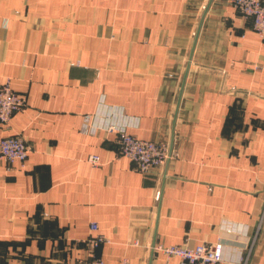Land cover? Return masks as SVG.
<instances>
[{
    "label": "crops",
    "instance_id": "crops-1",
    "mask_svg": "<svg viewBox=\"0 0 264 264\" xmlns=\"http://www.w3.org/2000/svg\"><path fill=\"white\" fill-rule=\"evenodd\" d=\"M5 82L27 104L0 139L31 151L0 158V264H68L97 235L107 264H178L159 247L186 241L264 264V40L227 1L0 0ZM101 93L139 117L132 134L167 144L162 166L82 133Z\"/></svg>",
    "mask_w": 264,
    "mask_h": 264
},
{
    "label": "built area",
    "instance_id": "built-area-1",
    "mask_svg": "<svg viewBox=\"0 0 264 264\" xmlns=\"http://www.w3.org/2000/svg\"><path fill=\"white\" fill-rule=\"evenodd\" d=\"M235 7L246 19L250 20L252 27L264 40V0H225ZM27 98L15 91L9 82L0 85V128L8 125L13 114L25 108ZM139 117L128 114L123 105L112 104L107 101V95L101 93L96 111L85 114L81 131L84 134L96 135L103 130L117 135V143L123 155L129 157L136 168L142 172H149L153 168L162 166L169 157L167 144L139 138L130 132V128L138 127ZM31 151V145L21 135H11L0 139V158L7 163L20 161L23 163ZM89 160L98 165L100 157L91 155ZM159 198V192L156 194ZM97 224L92 229H97ZM224 231L249 235V227L240 223L225 220L221 225ZM107 242L102 235L89 240L91 249L88 256L81 260H72L68 264H107L101 258L95 256L93 248ZM161 249L167 257L176 256L180 259L178 264H221L226 260L243 264L241 250L234 257L228 256L230 247L223 241L216 243H200L191 245L188 241L183 244L164 246ZM122 264H130L128 258L123 259Z\"/></svg>",
    "mask_w": 264,
    "mask_h": 264
}]
</instances>
